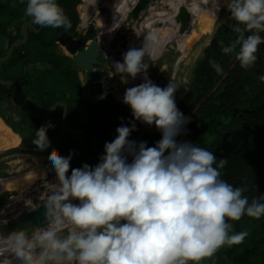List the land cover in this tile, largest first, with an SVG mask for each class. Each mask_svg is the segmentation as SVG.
Returning <instances> with one entry per match:
<instances>
[{"label": "clouds", "instance_id": "clouds-1", "mask_svg": "<svg viewBox=\"0 0 264 264\" xmlns=\"http://www.w3.org/2000/svg\"><path fill=\"white\" fill-rule=\"evenodd\" d=\"M210 3L215 15L226 6L236 22L230 26L235 38L222 53L251 68L264 44V0ZM25 15L33 25L72 27L58 0H26ZM154 40L148 34L141 47H129L122 61L112 62L123 83L137 77L142 82L126 88L123 96L134 121L116 128L98 163L72 168L74 152L48 156L43 175L50 170L58 181L42 206L49 227L31 237L24 231L8 237L21 264H201L222 247L245 241L248 232H235L231 222L264 217V195L249 200L245 187L222 179L227 158L178 140L188 134L191 117L177 107L172 81L162 88L149 77ZM209 64L223 74L220 63ZM135 121L155 125L161 139L153 146L130 139ZM51 127L48 121L36 129L37 151L49 150ZM65 225L68 234L61 238Z\"/></svg>", "mask_w": 264, "mask_h": 264}, {"label": "trees", "instance_id": "trees-1", "mask_svg": "<svg viewBox=\"0 0 264 264\" xmlns=\"http://www.w3.org/2000/svg\"><path fill=\"white\" fill-rule=\"evenodd\" d=\"M193 2L194 0H177L171 3L170 7L165 6L164 17L160 16L159 20L163 25L157 30L153 25L149 30L150 33L148 32V34L157 32L156 40L153 42V58L159 52V47L165 44L167 31L174 30L181 20L182 5L188 6ZM58 3L69 17L72 27L70 29L41 28L39 25H34L36 29L41 28L39 32L27 27L29 37L27 43L15 47L11 57L0 64V78L13 81L17 85L16 107L11 100L12 85L0 83V151L19 145L20 135L28 140L27 146L31 150L36 148L32 140L38 129L37 120L40 116L35 113L43 114L55 103L63 101L69 110L67 117L69 127L84 129L97 121L100 122L86 132L69 131L63 126L66 107L58 105L46 118L47 122L51 121L53 125L48 130L49 150L32 151L47 156L53 152L67 156L71 151L74 152L71 164L87 157L93 158L95 163H98L99 159L96 156L98 151L95 148L97 144L92 145V138L109 132L112 125L109 117L115 120L116 128L121 124L129 125L124 115L129 108L114 102L111 94L106 95L104 100L97 104L85 98V88L77 76L75 67H68L69 58L58 49L59 36L64 33L83 36L86 42L97 33V29L91 25L84 34L85 30L80 25L82 19L78 11V5L82 0H58ZM116 3L117 1L110 5L109 11ZM207 3H210V0L207 2L198 0L188 6L195 17L192 24L198 25L199 29L202 23L208 21L206 17L199 15L200 8ZM148 5L149 0H139L133 8V17H138ZM81 7L83 9V6ZM25 8L26 0L24 3L21 0H0V58L8 55L13 43L24 40L23 25L31 21V18L25 15ZM224 8L226 6L222 7L219 14ZM82 11L83 16L87 18V13ZM104 16L102 7H98L97 15L93 20L100 26L104 22ZM126 17L127 15L123 24L127 21ZM157 23L158 21L155 24ZM235 23L229 13L227 20L219 26L215 34L216 45L210 44L206 48L204 60L201 59L194 68V77L189 88L181 86L177 93V98L183 97L177 103V107L191 117V123L187 125L188 134L181 135L178 140H190L195 145L213 152L218 159L227 158L228 163L221 170L222 179L234 187H245L247 191L244 195L251 200L256 196L264 195V71L263 74L258 71L259 68H264V44L258 46L256 63L251 68H241L234 57L226 56L221 51L224 45L235 38V33L230 27ZM12 26L17 29L15 32L11 31ZM261 35L264 36V33ZM99 38L102 50L106 49L107 53L108 44L112 39H104L102 28L99 30ZM187 39L188 37L181 36L178 43H184ZM110 57L115 61H122L121 55ZM210 60L221 64L224 70L222 75L217 74L211 67ZM27 80L32 81L33 89L40 90L35 98L29 96L28 91L31 86H25ZM122 84L125 85L123 82ZM70 86H73L72 92L68 90ZM77 106H82L85 111L80 114ZM27 109L28 111H25ZM135 123L137 127L141 126L139 121ZM116 135L115 130L113 136ZM136 136L137 132L134 131L129 138L135 140ZM146 139H149L147 146H153L161 139V133L159 131L155 134L145 133L142 141ZM12 151L18 152L17 149ZM45 168L0 178V188L2 189L6 180L10 184L8 191H17L20 196L22 192L16 187L29 190L38 177L43 175ZM0 199L1 205L2 198ZM231 223L235 232H248L245 241L239 245L222 247L214 258L205 261L209 260L208 264H264V217L256 220L244 216L240 221ZM6 228L11 234L19 231L32 233L28 229L22 230L15 222L7 225ZM5 246L4 249L1 248L0 253L11 248L8 242Z\"/></svg>", "mask_w": 264, "mask_h": 264}, {"label": "rangeland", "instance_id": "rangeland-1", "mask_svg": "<svg viewBox=\"0 0 264 264\" xmlns=\"http://www.w3.org/2000/svg\"><path fill=\"white\" fill-rule=\"evenodd\" d=\"M111 1H112V3H111ZM116 1L118 2L119 0H103L99 4L100 7L104 8L105 16H107V18H105V16H104V22L102 24L105 25L106 22L108 21V18L110 15V12L108 13L109 7H110V5L113 4V2L115 3ZM120 1H122V0H120ZM138 1L139 0H124L123 1L124 5H125L124 10L126 9V12H124V15L120 16L119 19H116L117 25L111 31L112 33H110V31L107 30L108 34L106 35V37L104 36L105 40H111L112 39V41L108 44V46H109L108 50H109V48H111L112 52L108 53V50H107V53H108L107 54L106 49H104V53H102V54L100 53V55L98 57L99 60L102 61L101 66H104V67L106 66L105 68H106L107 73H108V75H107L108 81L112 82V84L114 85L116 93H118L119 95L123 94V96H124L126 89L124 88V86L122 84V81L119 77V74H116L114 71V68L112 66V62H114L115 60L113 58H111L110 56H113V57L114 56H120V55L123 56V53H125L129 49V47L139 48L140 46H142L143 41L139 42V39L144 34V28L142 26V20L141 19L143 18L144 13H146L147 9L150 7L151 4H154L155 9L159 10L160 15H158V18H159V16H161L163 18L164 17L163 12H165V10H166L165 6L170 7V4L175 3V1H177V0H165L163 2H162V0H149V5L140 12L139 16L136 18L135 17L132 18V16L134 15L133 8L136 6V3ZM201 1L207 2L208 0L207 1L201 0ZM190 5H188V6H190ZM81 6H82V4L78 5V11L80 12L79 14H80V17L82 19V16H83L82 10L83 9ZM182 8H183V10L180 12V17L183 20V23H182V25H180V21H181L180 20L179 23L177 24L176 28L174 30H172V31H175L178 27H181V29H182L180 31V34H181L180 37L175 42V51L177 54H180V55L184 53V49L187 46V42L194 41L198 38V37L195 38L193 36L195 34L199 33V30L202 29V26L206 22L205 21L204 23H202L201 28L199 29L198 25L192 24V20L195 18L192 14L193 12L190 11V9L185 4L182 5ZM110 10H111V12L113 11L112 8ZM107 13L109 15H107ZM229 13L230 12L226 8H224L220 15H219V13L217 14V15H219V17L217 18V15L214 14V9H213L211 3H207L202 8H200L199 15L206 17V19L208 21H210L212 27H213V23L215 24V22H216L217 23L216 26L212 29V32L209 34L207 39L195 43L190 48V50L187 52V54H186L187 56L185 55L183 57L182 62H181L182 64L178 67L179 71H178L175 79H173V78L169 79V77H171L173 75V73L170 71V68L173 67V65L176 61L175 57L171 56L170 57L171 61L168 64L167 68H164L160 71V73H159V75H158V77L154 83L163 88V87H166V85L169 83L170 80H172V82L175 84V86L177 88V91L175 93V97L177 100L178 99L177 93H178L180 87L186 86L187 88H189V85L192 83L193 77H194V74H193L194 68L198 65L199 61L201 59H203V57H205L206 48L211 44L219 26L227 20ZM96 15H97V10H96L95 16ZM126 15H127V17H126L127 21H125V23L123 24V20H124ZM95 16L91 20L96 24L97 28L98 27L100 28L101 25L100 26L97 25L95 20H93V19H95ZM117 18H118V15H117ZM158 18L156 20H154V22L148 28H150L152 25H155V29L156 30H157V28L159 29L163 25V23L158 21ZM91 20L89 22L90 25H92ZM157 21H158V23L155 24ZM81 23L83 24V22H81ZM104 25L102 26V29H104V27H105ZM11 28H12V30H11L12 32H15L17 30L15 28V26H12ZM113 31H114V33H113ZM152 35L155 37V40H156L157 32H153ZM169 35L170 34L168 33V38L166 40V44L168 42ZM181 36L182 37H188L187 41L184 43H178ZM144 37H145V35H144ZM166 44H164L162 47H164ZM63 49H64V47H63ZM159 51H160V49H159ZM161 51L162 52L160 53V55L158 57H157V55H155L158 60H160V58L163 56L162 53L164 54L165 49L163 48V50L161 49ZM9 58L10 57H8V59ZM106 62H108L109 64L106 65ZM22 70H23V67H22ZM18 71H19V69H18ZM11 74H13V71H11ZM79 74H80V77H81V80L83 81V83L84 82L86 83L84 70L82 71V69H80ZM0 81H8V80H4V79L0 78ZM132 82L133 81H129L128 85H130V83H132ZM0 83H2V82H0ZM132 85H133V83H132ZM132 85H131V87H132ZM25 86H31V88H29L30 91H28V93H29V96H31L32 98H35L37 96V93L40 91V90L36 91V89H38V88L33 89V85H32L31 80H27V83H25ZM84 88L86 90V85H84ZM13 90H14V87H13L12 93H11V100L13 99V97H12ZM68 90L72 92L74 90L73 86H70L68 88ZM15 94H16V92H15ZM110 94L112 95V98H114L115 95L112 92ZM86 96H87V98H90L89 94H87ZM91 99H93V98H91ZM12 102H13V100H12ZM58 104L63 105V104H65V102L59 101ZM53 106H51L45 113L40 114V118H38V120H37L38 128L47 122L48 119H46V118H47V115L49 114L48 111ZM77 108H78L80 114H82L85 111L82 108V106H77ZM64 117H65V114H64ZM64 117H63L64 128H66L69 131L75 132V130H77V129L71 128L68 125L66 126L65 121H64ZM27 144H28V140H22L21 143L15 147H11L8 149H4L3 151H0V178H5L6 176H9L11 174L16 175L19 173L36 171V170L42 169V168L47 166V159L48 158L41 156V154H39V153L33 152L32 150H36V149L31 150L27 146ZM13 149H17L18 152L12 151ZM22 150H25V151L23 152ZM91 160H93V158L87 157L85 159L79 160V162L72 163L71 167L72 168H78V167H81L82 164H84V163H88L89 165H93V166H94V164L95 165L97 164V163H95L94 160H93V162ZM57 183H58V181L56 180L54 173H51V171L49 170V174L47 176L42 175V176L38 177L36 182H34V184L32 185V187L29 190H25L21 187H16L17 190L22 192V194H20V195H22L24 197V199L22 200V203H21L20 200H18L20 198L19 193L17 191L9 192L8 189H9L10 184L6 180L4 181L2 189L0 188V198H2V202L0 205V250H1V248L4 249V247H6L5 244L8 242V237L11 234V232H8V230H7L8 228H6L7 225L15 222L18 226H20V228L22 230L27 228L28 230H30L29 232H32V233L27 234L29 237H31L37 230L41 229L40 227L29 228V226L27 224L22 223L20 221V217L22 214H24L25 212L28 211V209L31 207V205L36 206L39 204L40 195L42 193L45 192V194H47L46 196H48L52 191H54ZM11 204H12V206H10ZM47 227H49V226H47ZM67 234H68V228L59 232V235L61 238L67 236ZM37 252H39V249H37ZM207 262L209 263V260H206V261L204 260L201 262V264H208ZM0 264H21V262L15 257L11 248H9L5 252L0 253Z\"/></svg>", "mask_w": 264, "mask_h": 264}, {"label": "water", "instance_id": "water-1", "mask_svg": "<svg viewBox=\"0 0 264 264\" xmlns=\"http://www.w3.org/2000/svg\"><path fill=\"white\" fill-rule=\"evenodd\" d=\"M103 0H83L82 6L83 10L85 13H87V18L84 16L82 17L83 23L91 20L96 13V9L98 5L102 2ZM134 18V17H132ZM27 27H31L35 29V31L39 32L42 28L36 29V27L33 24L26 23L23 26V33H24V40L18 41L14 44L11 45L9 53L7 56L2 57L0 59V64L2 61H5L8 59V57H11L13 50L17 46H23L27 43L28 41V33H27ZM60 44L62 47L65 48L66 53L71 56L73 62L77 64L80 68L86 70V81L88 83L89 89L94 97H101L103 94V80L106 79L108 73L106 68H100L99 67V55L101 53L102 45L100 43V38H99V33L95 34L93 38L88 42V45L84 48L81 49L83 40L82 38H75L69 34H62L59 36ZM217 43V39L214 36L211 45ZM204 60V59H203ZM109 63L106 62V65ZM70 66V64H69ZM263 74L264 68L261 67L258 69ZM2 83H7L11 84L14 87L13 90V102L15 105V92L17 90V85L13 81H0ZM183 97H180L176 100V104L182 99ZM59 104L56 103L49 111L48 113L58 106ZM67 115H68V108H66L65 112V117L64 121L67 126ZM126 119L128 122L134 121V117L132 116V112H125L124 113ZM158 130L156 129L155 125L149 126L147 124L142 123L140 127H137L136 132L138 133V138H137V143L140 141L145 133H150V134H155ZM43 204L39 203L38 205L31 207L28 209L27 212H25L23 215L20 217V221L22 223H25L29 226V228L32 227H40L39 231H41L43 228H46L49 226V223L45 220V215H44V209H43Z\"/></svg>", "mask_w": 264, "mask_h": 264}, {"label": "bare ground", "instance_id": "bare-ground-1", "mask_svg": "<svg viewBox=\"0 0 264 264\" xmlns=\"http://www.w3.org/2000/svg\"><path fill=\"white\" fill-rule=\"evenodd\" d=\"M124 0L122 1H118L116 3L115 6L112 7V12L111 10L109 11L110 12V15H109V18H108V21L106 22V24L104 25V29H103V36L106 37V35L108 34L107 33V30L110 31V33H112L111 31L116 27L117 23H116V19H119L120 16H123L124 15V12H126V9L124 10L125 8V5H124ZM165 1V0H162V2ZM198 0H195L194 2H196ZM207 1V0H205ZM155 2V1H154ZM193 2V3H194ZM192 3V4H193ZM191 4V5H192ZM188 7V6H187ZM118 13V14H117ZM221 14V13H220ZM219 14V15H220ZM117 15H118V18H117ZM158 15H160L159 13V10L158 9H155V5L154 4H151L150 7L147 9L146 13H144L143 15V18L141 19L142 20V26L144 28V34L142 35V37L139 39V42L140 41H143L144 40V35L147 36L148 35V32L150 30V28L153 26H151L150 28H148L153 22L154 20H156L158 18ZM219 15H217V18L219 17ZM223 15V14H222ZM140 18V17H139ZM160 20V16L158 18V21ZM218 20V19H217ZM183 23V20L181 19L180 21V25H182ZM216 22L215 24L213 23V27L210 23V21H206L204 23V25L202 26V29L199 30V33L198 34H195L193 37L197 38L196 40L194 41H189L187 42V46L185 47L184 49V53L183 54H177L176 51H175V42L178 40V38L180 37V31L182 30L181 27H178L175 31H167L170 35H169V39H168V42L166 44L165 42V46L164 47H160V51L156 54L157 57L160 55V53L162 52L161 49L163 50V48L165 49V52L164 54L162 53V57L160 58V60L157 59V57L155 56L153 61L149 62L150 64V67H149V77L150 79L155 82V80L157 79L160 71L164 68H167L168 64L170 63V57L171 56H174L176 61L173 65L172 68H170V71L173 73V75L171 77H169V79H175L178 71H179V66L182 64V59L183 57L187 54V52L190 50V48L197 42H200L202 40H205L208 38L209 34L212 32V29L216 26ZM114 33V31H113ZM150 33V32H149ZM167 38H168V34H167ZM112 52V49L109 48L108 50V53H111ZM107 53V54H108ZM189 55V54H188ZM187 56V55H186ZM192 63V62H191ZM172 81V80H170ZM169 81V82H170ZM141 79L139 77H137L136 80H134L132 83L133 85H138L139 83H141ZM132 83H130V85L128 84H125L124 85V88H128V87H131ZM132 85V86H133ZM168 85V84H167ZM166 85V86H167ZM49 179V178H48ZM48 192V191H47ZM28 196V195H27ZM34 198V197H33ZM24 199V197L22 195H20V198L18 200H20V202L22 203V200ZM30 200V199H29ZM14 202V201H13ZM18 203V202H17ZM13 204V203H12ZM12 204L10 206H12ZM27 204V203H26ZM32 204V203H31ZM23 215V214H22ZM10 216V215H9ZM5 221V220H4Z\"/></svg>", "mask_w": 264, "mask_h": 264}, {"label": "crops", "instance_id": "crops-1", "mask_svg": "<svg viewBox=\"0 0 264 264\" xmlns=\"http://www.w3.org/2000/svg\"><path fill=\"white\" fill-rule=\"evenodd\" d=\"M82 2H83V0H82ZM80 4H82V3H80ZM98 7H100L99 5H98ZM97 7V8H98ZM102 9H103V12L105 13V11H104V8L102 7ZM97 10V9H96ZM80 13V12H79ZM83 17V16H82ZM133 17V16H132ZM81 22H83V19H82V21ZM26 23H30V24H32L31 23V21L30 22H25L24 23V25L26 24ZM94 23V22H93ZM92 23V25L93 26H95V28H97V26H96V24L94 23L93 24ZM87 25V23H80V25H81V27H83L84 28V30L85 29H88V28H85V26L84 25ZM23 25V26H24ZM104 24H101V27L98 29L97 28V32L99 33V30L102 28V26H103ZM87 27V26H86ZM169 32V31H168ZM168 32H167V34H168ZM97 34V33H96ZM23 35H24V33H23ZM14 51V50H13ZM103 50L101 49V54L102 53H104V51L102 52ZM103 56V55H102ZM69 64H70V66H73V64H71V61L69 62ZM69 65H68V67H70ZM99 67L100 68H103V69H105V67L104 66H101V64H99ZM82 69V68H81ZM84 69H82V71H83ZM84 73H85V77H86V70H84ZM8 81H10V80H8ZM86 81V80H85ZM82 82V81H81ZM3 84H7V83H3ZM82 84H83V86L84 85H86V90L84 91V95H85V98L89 101V102H91V103H93V104H97V103H101L103 100H104V98L103 99H100V97H94L93 95H92V93H91V91H90V89H89V86H88V83H87V81H86V83L84 82H82ZM8 85H11V84H8ZM113 93L115 96H114V98H112V100L114 101V102H116L117 104H123V105H125L127 108H129V111L128 112H132V110L130 109V107L128 106V105H126L124 102H123V95H119L118 93H116V91H115V88H114V85L112 84V82H110V81H108V78L106 77V79L105 80H103V96L105 97L106 95H108V94H110V93ZM89 94V96H90V98H87V94ZM91 98H93V99H91ZM58 103V102H57ZM14 104V103H13ZM17 104V103H16ZM56 104V103H55ZM54 104V105H55ZM15 105V104H14ZM62 105V104H61ZM63 105H65V107L66 108H68V106L66 105V104H63ZM16 107H17V105H15ZM57 107V106H56ZM55 107V108H56ZM54 109V108H53ZM52 109V110H53ZM51 110V111H52ZM25 111H28V109L27 110H25ZM50 111V112H51ZM49 112V113H50ZM66 112V111H65ZM34 114V113H33ZM68 114H69V110H68ZM35 115H38V116H40V114L39 113H35ZM67 117H68V115H67ZM110 119H111V121H112V125H111V128H110V130H109V132L107 133V134H104V135H96V136H94L93 138H92V140H91V143H92V145L93 146H96V144H97V146L95 147L96 149H97V151H98V153L96 154V156L98 157V159L100 158V156L103 154V152H104V144L106 143V142H111L116 136H113L114 135V133H115V130H116V123H115V120L112 118V117H109ZM53 122H55V121H53ZM66 122H67V119H66ZM100 121H97L96 123H94V124H97V123H99ZM7 124V123H6ZM94 124H92V125H90V126H88L87 128H84V129H77V130H75V132H77V133H82V132H86V131H88L89 129H91L93 126H94ZM140 124H142L141 122H140ZM67 125H68V123H67ZM20 137H21V141L22 140H25L21 135H20ZM137 138H138V133H137V136H136V138H135V141L137 142ZM143 138H144V135H143V137H142V139L140 140V141H138V143L139 142H141L142 140H143ZM146 142H148L149 141V139H146L145 140ZM34 149H36V148H34ZM41 156H44L45 158H48V156L47 155H41ZM70 174V173H69ZM27 229V228H26Z\"/></svg>", "mask_w": 264, "mask_h": 264}, {"label": "flooded vegetation", "instance_id": "flooded-vegetation-1", "mask_svg": "<svg viewBox=\"0 0 264 264\" xmlns=\"http://www.w3.org/2000/svg\"><path fill=\"white\" fill-rule=\"evenodd\" d=\"M92 21V20H91ZM89 22H90V20L89 21H87L86 23H87V25H89V27H88V29H85V32H84V34H86L87 32H88V30L90 29V27H91V25L89 24ZM93 23V21L91 22V24ZM23 29V28H22ZM64 34H68V33H64ZM69 35H71V34H69ZM71 36H73V35H71ZM94 36V35H93ZM73 37H75V38H82V40H83V44H82V47H81V49H84L87 45H88V42L93 38H91V39H88V40H86V42H84V38H83V36H73ZM60 41V40H59ZM14 44V43H13ZM58 49H59V51L61 52V53H64L65 54V56L67 55V53H66V50H65V48L63 49V47L61 46V44L59 43L58 44ZM67 58H69V60L71 61V64H73V66L75 67V69H76V71H77V76H78V78H79V80L80 81H82L81 80V77H80V74H79V70L81 69L77 64H75L74 62H73V60H72V58H71V56L68 54V56H66ZM101 62L102 61H100L99 60V64H101ZM85 80H86V77H85ZM83 82V81H82Z\"/></svg>", "mask_w": 264, "mask_h": 264}, {"label": "built area", "instance_id": "built-area-1", "mask_svg": "<svg viewBox=\"0 0 264 264\" xmlns=\"http://www.w3.org/2000/svg\"><path fill=\"white\" fill-rule=\"evenodd\" d=\"M93 24H94V23H93ZM84 26H85V28H88V27H89V25H86V24H85ZM86 26H87V27H86ZM46 195H47V194H45V192L42 193V194L40 195V201H39V203H42V202H45V201H46V199H47V197H48V196H46ZM34 206H35V205H31V207H34ZM31 207H30V208H31ZM66 228H68L67 225H65L64 228H63L61 231L65 230ZM61 231H60V232H61ZM37 232H39V231L37 230L36 233H37ZM34 234H35V233H34ZM65 237H66V236H65Z\"/></svg>", "mask_w": 264, "mask_h": 264}]
</instances>
